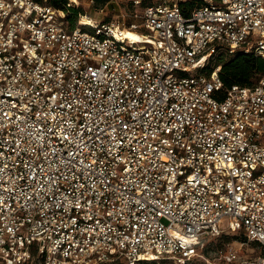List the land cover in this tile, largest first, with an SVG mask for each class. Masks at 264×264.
Listing matches in <instances>:
<instances>
[{"label":"built area","instance_id":"built-area-1","mask_svg":"<svg viewBox=\"0 0 264 264\" xmlns=\"http://www.w3.org/2000/svg\"><path fill=\"white\" fill-rule=\"evenodd\" d=\"M64 16L0 0V264H264V75L225 87L209 65L264 58V0Z\"/></svg>","mask_w":264,"mask_h":264},{"label":"trees","instance_id":"trees-1","mask_svg":"<svg viewBox=\"0 0 264 264\" xmlns=\"http://www.w3.org/2000/svg\"><path fill=\"white\" fill-rule=\"evenodd\" d=\"M40 1H44L45 3L55 8L65 11L67 14L66 19L69 22L68 23L69 28L71 29L75 28V22L77 21L78 18L77 15L80 11L78 6L69 3L68 0H40ZM95 1L100 6H102L107 2V0H95ZM193 3H194L193 1L181 2V5L184 9H187L188 7H191ZM215 55L217 56L216 64H220L218 75L225 87L231 86L232 84L250 85L253 82H255L260 76L264 75V58L261 55L255 54L251 50H245L239 48L233 53L220 50ZM255 75H259V77L253 80L252 78ZM215 240L218 239L209 240L206 243L204 250L206 251L211 247H215L219 245ZM151 261H155V260H151ZM158 261L166 262V263L168 262V264H171L169 261L165 259H161ZM105 263L106 261L101 262L99 264H105Z\"/></svg>","mask_w":264,"mask_h":264},{"label":"rangeland","instance_id":"rangeland-1","mask_svg":"<svg viewBox=\"0 0 264 264\" xmlns=\"http://www.w3.org/2000/svg\"><path fill=\"white\" fill-rule=\"evenodd\" d=\"M76 2L69 3L78 6L79 13L77 15V21L75 22V27L80 29L89 30L90 23H99V22H118L120 25L123 23L126 25L129 21L138 19L139 15L142 11L144 4L148 0H142V2L138 5H135L131 0H107L105 4L100 6L96 3L95 0H75ZM65 24L69 27V22L66 19V12L63 11ZM90 22V23H89ZM217 60V56L214 55L213 58L210 59L209 65L215 64ZM259 75L253 76V80L257 79ZM234 237L229 232H224L219 236L217 241L218 244L225 243L231 241ZM215 239V238H214ZM210 239L207 238L204 242H208ZM212 240V239H211ZM212 249V248H211ZM124 261L121 258H113L111 260L106 261L105 264H124ZM24 264H41V259L34 255L32 259ZM146 264H168V262H157V261H148Z\"/></svg>","mask_w":264,"mask_h":264},{"label":"bare ground","instance_id":"bare-ground-1","mask_svg":"<svg viewBox=\"0 0 264 264\" xmlns=\"http://www.w3.org/2000/svg\"><path fill=\"white\" fill-rule=\"evenodd\" d=\"M123 33L125 34V36H128L129 38H133V39L137 38V35L135 34V32H133L129 28L123 29Z\"/></svg>","mask_w":264,"mask_h":264}]
</instances>
